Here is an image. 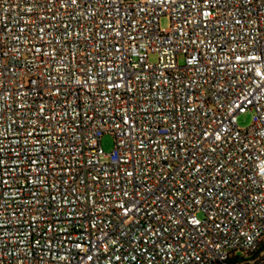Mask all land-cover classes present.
Segmentation results:
<instances>
[{"label": "built area", "instance_id": "2783aa9c", "mask_svg": "<svg viewBox=\"0 0 264 264\" xmlns=\"http://www.w3.org/2000/svg\"><path fill=\"white\" fill-rule=\"evenodd\" d=\"M263 241L264 0H0V264Z\"/></svg>", "mask_w": 264, "mask_h": 264}, {"label": "rangeland", "instance_id": "374dc122", "mask_svg": "<svg viewBox=\"0 0 264 264\" xmlns=\"http://www.w3.org/2000/svg\"><path fill=\"white\" fill-rule=\"evenodd\" d=\"M161 29H168L170 26V20L167 16H162L159 21ZM253 113L248 111L244 114H241L237 118V124L239 128H247L252 123ZM101 146L104 153L109 154L113 150L114 141L111 135L106 134L101 139ZM201 217V215H199Z\"/></svg>", "mask_w": 264, "mask_h": 264}, {"label": "trees", "instance_id": "16d2710c", "mask_svg": "<svg viewBox=\"0 0 264 264\" xmlns=\"http://www.w3.org/2000/svg\"><path fill=\"white\" fill-rule=\"evenodd\" d=\"M233 260L235 264H264V241L260 243L255 252L243 254Z\"/></svg>", "mask_w": 264, "mask_h": 264}]
</instances>
